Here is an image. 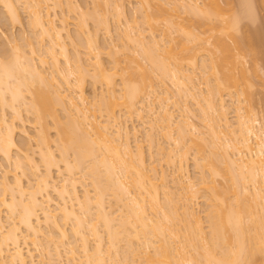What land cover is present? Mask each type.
I'll return each mask as SVG.
<instances>
[{
    "label": "bare ground",
    "instance_id": "6f19581e",
    "mask_svg": "<svg viewBox=\"0 0 264 264\" xmlns=\"http://www.w3.org/2000/svg\"><path fill=\"white\" fill-rule=\"evenodd\" d=\"M98 1L89 12L78 0H0L9 24L22 25L25 11L30 30L9 37L0 27L8 46L0 49V167L8 166L0 174V264H250L264 256V123L235 90L236 52L219 37L215 48L229 74L212 60L207 67L196 58L204 39L177 19L187 12L227 28L237 27L239 15L225 17L216 0H135L140 18L120 0ZM70 12L84 50L74 43V54L65 41ZM162 22L168 29L156 31ZM177 30L184 45L198 44L196 54L177 45L193 52L185 68L171 44ZM136 57L159 75L156 83L132 78ZM86 76L101 86L91 100ZM22 111L32 115L33 134ZM131 113L137 123L130 127ZM191 145L196 182L183 173ZM155 161L172 165L174 175ZM217 178L227 184L218 187ZM198 192L205 227L193 207Z\"/></svg>",
    "mask_w": 264,
    "mask_h": 264
},
{
    "label": "rangeland",
    "instance_id": "374dc122",
    "mask_svg": "<svg viewBox=\"0 0 264 264\" xmlns=\"http://www.w3.org/2000/svg\"><path fill=\"white\" fill-rule=\"evenodd\" d=\"M95 1H97V0H95ZM101 1L102 0H100V2ZM205 1H207V0H205ZM245 1H246L247 5H248L247 10H246L245 5H244ZM78 2L84 8L86 7L85 9L88 8L89 12L92 10L91 7H94L93 5L99 6L96 2H95L96 4L94 2H92V0H78ZM100 2L98 1V3H100ZM121 2L123 3L124 9L126 10V12H127V14L129 16H135V17H140L141 18L140 12H139V8L140 7L138 6L140 4H137V2L135 0H120V3ZM216 2L219 5V7L222 9L223 13L226 14L225 17L231 16L233 14L237 15V16L239 15L238 16V18H239L238 21L239 22L237 23V27H227V28L225 27L224 28L223 25L226 26V24H224L221 21H218L216 19L215 20L213 19L212 21L211 20L208 21L203 16H202L203 18H201L199 15H198L199 16L198 17L197 15H193L192 16L191 14H189L187 12H181V13L179 12L180 16L177 19H179L178 21H180L179 24L181 25V27H183L186 30L194 31L196 33L199 32L198 34H199V36L202 39L206 40L207 37H209V40H210L209 41L207 39L209 43L205 42L204 40L203 41L201 40V42H203V43H201V42L198 43V41H197V43L199 45L196 44V46L198 45L197 47H199L198 49L200 50V51L197 52V54L194 51V49H192V48L196 47L195 46V42H190V43L187 42V44H189L188 47L191 48L192 51L195 52L196 58H200L202 60L205 58L204 60H206L205 62H207L206 63L207 67H208L209 63L212 65L211 62L214 61L216 63V65H218V66H220L222 64L223 73H227L226 70L224 71V69L231 68L230 67L231 64L228 63L229 65H227V63H225L227 65V68H226L225 67L226 65L223 64L225 60H224V57L222 56V53L220 55V52H222V51H219L220 49L218 47H217V49L215 48L216 39H219V37H220L221 39L225 40L224 42L230 46L229 49L230 50L231 49L234 50V52L230 51V53L234 54L236 52V54H234V55H236L237 58L234 57V56H232V58L234 57L233 58L234 60H235V58H236V60H238V62L234 61L236 66H237V68L232 71V73L235 71L233 75L234 76L236 75V79L238 80V83H237V86L235 87L236 88L235 90L243 92V95L246 96L247 99H248L247 102L244 103V105H246V106L247 105H251L254 108L255 112L260 117V119L264 123V0H216ZM54 11L57 14L56 18L57 17H61L62 12L60 11V9L58 7H56L54 9ZM26 15H27L26 12L22 11L21 12V16H22V19H23L22 20L23 24L20 25V26H17V25L16 26H12V25L9 24V22H8L5 14H4L3 8L0 6V27H1V29L9 37L17 36V35H19L21 33H23L24 35H28L30 33V30H29V27H28V24H27V16ZM66 15H67V25H66L67 26V28H66L67 30L66 31L68 32V35H70V38L67 37V32L64 31L65 32V41H66L67 47H68V49H69V51L71 53L72 51L74 52V50H73L74 49V43H76L75 44L76 47H77V44L79 43L78 42L79 39L77 40V38H78V36H77L78 27L75 24L76 23V17L73 15V12L67 13ZM110 19H112V18H110ZM138 20H141V19H138ZM57 21H58V19H57ZM87 22H88L89 26H91V28H92V26L94 27V25H95L94 20H92L91 18H87ZM92 22H94V24ZM162 23L161 24L158 23L159 25L157 26V28L159 30L156 28L157 29L156 31H160V27H161V30L166 31L167 26L163 23L165 25L164 26ZM163 26H164V28H163ZM112 27H114L113 23H112ZM211 27H213L214 29L211 28ZM98 31H99L98 34L100 36V33H101L100 29ZM102 34H103V31H102ZM173 36L175 37V41H173L171 44H172V46H174L173 47L174 50H175L176 47L178 48V46H177L178 44L183 43V44H180V45H184V43H186V40L184 39L183 35L178 30L176 32L174 31V35ZM216 36H217V38H216ZM114 37H116V36H114ZM99 40H100L99 41L100 44L101 43L103 44V46L101 48L102 49L101 50L102 53H101L100 56L102 58V61H104V63L106 64V66H109L111 64V62L109 61L110 58H108V53L106 52L108 48H106V50H105V48H103L104 45L106 44V42L108 43V39H106L104 36L103 37L100 36ZM6 44L7 43H5L3 41V38L0 35V49H1L2 46H3V48L4 47L8 48V46ZM213 44H215V45H213ZM78 45H79L78 48H80L81 51H84L83 50V46L80 45V43ZM186 45H184V46H186ZM106 46H107V44H106ZM200 47H201V49H200ZM177 48L175 50V52H177V55H174V56L177 58L178 63H180L179 65L181 67L183 66V68H185L186 66H184V65H186L188 63L187 62L188 60L186 59V57L189 54H192L193 52H189L191 49L188 48L189 51L184 49V51H186V52L183 53L182 52L183 50L180 51ZM198 49H196V50H198ZM210 52H211V54H210ZM202 53L205 56L203 55L204 57L201 56L202 57L201 58L200 55H202ZM71 54H74V53H71ZM162 54L166 55L164 52ZM179 55H180V57H181V55H183L182 58H180ZM184 55H186V56H184ZM197 55H199V56H197ZM118 56L120 58H122L120 63L122 65H124L125 61L123 59V55L119 54ZM208 56L211 57L210 60H209ZM213 56L214 57L216 56V58H214ZM239 56H240V58H239ZM136 58L139 59L138 60V62H139L138 64H140L139 65V69L136 66L137 63L136 64L135 63H133V64L130 63L131 64L130 65V64H128L126 62L128 65H130L129 66L130 69L129 68L128 69L134 71L133 73L131 71L132 78H134V80H136V81H139L140 77L145 76V78H146L145 82H148V83L151 82L152 84L156 83L158 81L157 76L159 77V75L158 74L155 75L154 71H151V68L149 67V64L147 62L142 61V59L140 60V58H138V57H136ZM172 58L168 59L167 61L168 62H172L173 61ZM178 58H180V59H178ZM220 59H222L224 61L221 63L222 60L220 61ZM122 60H123V62H122ZM197 60H198L197 62H199V63L202 61V60H199V59H197ZM214 62H213V65L215 64ZM199 63H198V65H199ZM222 66H221V68H222ZM119 67L121 68V66H119ZM89 68H90V73H91V71H92L91 69L92 68L91 67H89ZM138 70H140V71L142 70L143 72L142 71L140 72ZM208 70L211 71L210 68H208ZM141 73H142V76H140ZM227 74H229V72ZM87 76L90 77L89 75H87ZM87 76H86V80H85L86 82L84 83V94H85L86 97H88L91 100L92 97L94 96L95 92L99 93V91L101 90V86H100L99 82L96 81L94 83L92 78H87ZM89 79H91V80H89ZM116 80H117V83H119V74H116ZM164 82H165V84L168 87L170 86L169 81L165 80ZM203 87H204V85H203ZM148 89L149 88H147L146 90H148ZM170 90H172V87H171ZM221 91H223V93L222 92L221 93L223 94L224 98L225 97L227 98L228 95H226V94H228V93L226 92V90H221ZM192 107H194V106H192ZM117 109L120 111L121 114L122 113L124 114V112H126L124 110V108H122L121 106L120 107H116V110ZM122 110H123V112H121ZM23 112L24 111H22V113ZM194 112H197V111L194 109ZM116 113H117V111H116ZM29 114H26L24 112L22 115H24V116L28 115V116H30L32 118V115L31 114L29 115ZM126 114H127V112H126ZM126 114H124V115H126ZM60 115H63V113L61 112ZM131 115H132V113H131ZM28 116H26V119L27 118L28 119L25 122V128H26V130L29 133L33 134V132H34L33 123H32L31 120H29L30 118ZM134 118L135 117H134V114H133L131 116V118H130L132 120H130V121L128 120L127 121V123L129 124L130 127H131V124L137 123V120L133 121ZM192 118H193V121L195 123H197V125H198L199 122H197L196 117H192ZM201 130H205V129L202 128ZM49 134H50V136L52 138L55 137V131H54V129L52 127L49 130ZM143 134L144 133H141L139 138L141 140V144H142V147H143L142 149L145 151L144 152V154L146 155L145 158H147L148 159L147 161L149 162L150 161V153H149L148 145H147V142H146V137L144 139V135L145 134L144 135ZM16 139L18 141L23 140V138L20 137V135L17 136ZM166 145H165V147H166ZM53 146L54 145H52V147ZM191 148H193L192 145H191ZM53 149H55V146L53 147ZM190 149L188 151V157H187L188 159L186 160L187 163L184 164V165H186V167H185L186 170H183V173L188 174L193 180H195V178H196V180H195V182H196L197 178H198L197 176L199 174V171L197 170V168H196V166L194 164V161H193V150H195V149L193 148L192 151ZM204 150H205V147H204ZM55 154H57V149L55 150ZM70 156H72V152L71 151L68 153V158ZM159 156H160V154H159ZM159 156L154 154V152H153L152 159H158ZM36 159H37V157H36ZM162 162L163 161H161V163L159 164L158 161H155V163H157V167L158 168L163 169L166 173L169 174V176L174 175V174H172V172L174 171L172 165H168L169 163H162ZM2 168H8L7 164L4 161H1L0 174H1ZM184 171H186V172H184ZM53 174L55 175V172H53ZM84 177H83V179H84ZM86 178L87 177H85V181H86ZM217 179L218 180H216V184L218 185V187L227 184V182H225L224 179H221V178H217ZM88 182H89V179H87L86 183H88ZM169 183H168L169 187L172 188V191H174V193L176 194L178 192L177 190H174L176 186L175 185L171 186L172 182H169ZM78 189H80L79 186H78ZM175 194L173 196H177ZM199 195H200V197H198ZM201 195H203V193L202 192H200V193L198 192L197 193V198H196V200L194 199L195 201L193 200L194 202L192 201L194 203V204L193 203L192 204H193V207L195 208L197 214L201 216L202 222H203V220L205 221V217H204L205 216L204 215L205 211H204V209H205V206H206L205 205V203H206L205 201L206 200H205V197H202ZM53 196L55 198V195H53ZM228 196L231 197V195L228 194L226 197H227V199L229 198L228 199L229 201H233L232 198H230ZM161 197H162V195H161ZM2 214H4L3 211H2ZM206 222L207 221L203 222L204 227H205V225H207ZM67 227L69 228V225H67ZM68 228H67V230H68ZM205 229L207 230V227ZM261 255L262 254H260V253H256V256H254V258L249 263L250 264H264V260L262 259L264 256L262 255V258H261Z\"/></svg>",
    "mask_w": 264,
    "mask_h": 264
}]
</instances>
